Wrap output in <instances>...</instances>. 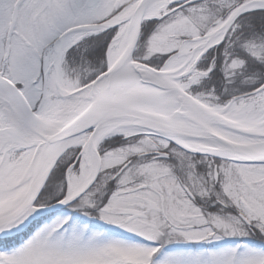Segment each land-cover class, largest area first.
Listing matches in <instances>:
<instances>
[{"label":"snow or ice","instance_id":"6c2138e0","mask_svg":"<svg viewBox=\"0 0 264 264\" xmlns=\"http://www.w3.org/2000/svg\"><path fill=\"white\" fill-rule=\"evenodd\" d=\"M0 264H264V0H0Z\"/></svg>","mask_w":264,"mask_h":264}]
</instances>
